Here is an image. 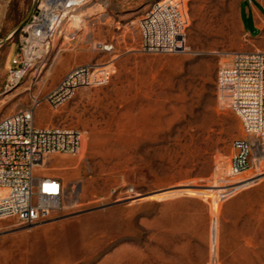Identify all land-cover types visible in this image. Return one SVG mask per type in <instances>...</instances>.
Returning <instances> with one entry per match:
<instances>
[{
    "label": "rangeland",
    "instance_id": "rangeland-1",
    "mask_svg": "<svg viewBox=\"0 0 264 264\" xmlns=\"http://www.w3.org/2000/svg\"><path fill=\"white\" fill-rule=\"evenodd\" d=\"M162 1L85 0L72 12L84 25L63 23L38 74L9 86L37 0H0V119L37 98L38 126L85 132L79 153L43 166L64 182L63 210L34 224L0 219V264H264V158L224 185L246 135L218 71L259 51L240 28V0H174L188 15L185 51L145 53L139 22ZM105 42L111 55L97 48ZM110 58L106 85L57 109L45 102L71 70Z\"/></svg>",
    "mask_w": 264,
    "mask_h": 264
},
{
    "label": "built area",
    "instance_id": "built-area-1",
    "mask_svg": "<svg viewBox=\"0 0 264 264\" xmlns=\"http://www.w3.org/2000/svg\"><path fill=\"white\" fill-rule=\"evenodd\" d=\"M84 2L37 0L21 46L11 61L9 86L38 74L61 32L65 14ZM188 25V15L180 2L155 3L139 22L142 51L149 54L185 51ZM97 48L109 55L115 51L110 42L99 43ZM113 65L110 58L103 64L74 68L46 94L45 102L57 109L83 88L106 85ZM217 85L246 135L234 142L235 155L229 174L236 177L250 168L253 158H264V51L235 54L230 63L219 68ZM38 104L35 98L30 107L0 119V219L18 218L34 224L64 208L66 188L62 179L37 168L50 157L79 153L85 132L69 126H38Z\"/></svg>",
    "mask_w": 264,
    "mask_h": 264
},
{
    "label": "crops",
    "instance_id": "crops-1",
    "mask_svg": "<svg viewBox=\"0 0 264 264\" xmlns=\"http://www.w3.org/2000/svg\"><path fill=\"white\" fill-rule=\"evenodd\" d=\"M239 24L256 50L264 51V0H240Z\"/></svg>",
    "mask_w": 264,
    "mask_h": 264
},
{
    "label": "bare ground",
    "instance_id": "bare-ground-1",
    "mask_svg": "<svg viewBox=\"0 0 264 264\" xmlns=\"http://www.w3.org/2000/svg\"><path fill=\"white\" fill-rule=\"evenodd\" d=\"M98 6V5H97ZM93 8V7H92ZM100 8V7H99ZM101 9V8H100ZM73 10H75V9H70L69 11H67V13L65 14V18H64V20H63V22H62V24L63 23H66L69 27H71V28H73V29H77V28H80L81 26H83L84 25V23H85V16H86V14H83V13H72V12H74ZM89 10V9H88ZM94 10H96V9H94ZM76 11V10H75ZM92 12V11H91ZM91 12H89V14L91 13ZM61 24V25H62ZM67 26V27H68ZM61 27V26H60ZM70 28V29H71ZM70 29H69V31H70ZM75 31V30H74ZM41 68H39V70H40ZM38 70V71H39ZM54 159V156L53 157H51V158H49L48 160H45V162L40 166V167H38L37 168V170L38 171H44V172H46V173H49L50 171H49V169H45L43 166L46 164L47 165V163L49 162V161H52ZM54 161V160H53ZM58 164V163H57ZM42 168V169H41ZM63 169V168H62ZM58 170V169H57ZM60 170V169H59ZM57 172H59V171H57ZM237 178L236 177H231L230 176V179H226L225 178V184L224 185H226V186H229V185H231V184H233V183H235V180H236ZM229 182H232V183H229Z\"/></svg>",
    "mask_w": 264,
    "mask_h": 264
}]
</instances>
